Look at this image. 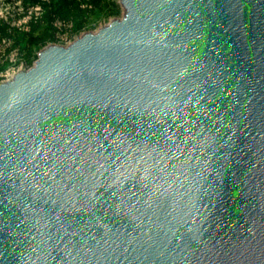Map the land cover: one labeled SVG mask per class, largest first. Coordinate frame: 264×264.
Listing matches in <instances>:
<instances>
[{
    "label": "water",
    "instance_id": "1",
    "mask_svg": "<svg viewBox=\"0 0 264 264\" xmlns=\"http://www.w3.org/2000/svg\"><path fill=\"white\" fill-rule=\"evenodd\" d=\"M118 4L0 84V264H264V0Z\"/></svg>",
    "mask_w": 264,
    "mask_h": 264
},
{
    "label": "rangeland",
    "instance_id": "2",
    "mask_svg": "<svg viewBox=\"0 0 264 264\" xmlns=\"http://www.w3.org/2000/svg\"><path fill=\"white\" fill-rule=\"evenodd\" d=\"M122 15L118 0H0V84L31 69L43 49L67 47Z\"/></svg>",
    "mask_w": 264,
    "mask_h": 264
},
{
    "label": "built area",
    "instance_id": "3",
    "mask_svg": "<svg viewBox=\"0 0 264 264\" xmlns=\"http://www.w3.org/2000/svg\"><path fill=\"white\" fill-rule=\"evenodd\" d=\"M14 76H15V75L10 76V77L7 78L6 80H4L1 84L5 83V82H7V81H10Z\"/></svg>",
    "mask_w": 264,
    "mask_h": 264
}]
</instances>
